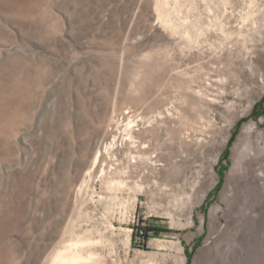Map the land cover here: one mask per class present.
I'll use <instances>...</instances> for the list:
<instances>
[{
  "label": "rangeland",
  "instance_id": "rangeland-1",
  "mask_svg": "<svg viewBox=\"0 0 264 264\" xmlns=\"http://www.w3.org/2000/svg\"><path fill=\"white\" fill-rule=\"evenodd\" d=\"M184 242L264 264V0H0V264Z\"/></svg>",
  "mask_w": 264,
  "mask_h": 264
},
{
  "label": "trees",
  "instance_id": "trees-1",
  "mask_svg": "<svg viewBox=\"0 0 264 264\" xmlns=\"http://www.w3.org/2000/svg\"><path fill=\"white\" fill-rule=\"evenodd\" d=\"M260 102H262V101H260ZM229 156H230L229 149H226L220 162L222 163L224 160L229 161ZM228 166H229V163L222 169L218 167L219 182H218L216 188L208 195V199L211 197V195H216L220 191V189L224 183L225 171L228 169ZM184 245H185V252H186V256H187V263L186 264H191L192 258H193V252L189 250V247L185 244V242H184ZM196 247H197V245L194 247V250L196 249Z\"/></svg>",
  "mask_w": 264,
  "mask_h": 264
},
{
  "label": "crops",
  "instance_id": "crops-1",
  "mask_svg": "<svg viewBox=\"0 0 264 264\" xmlns=\"http://www.w3.org/2000/svg\"><path fill=\"white\" fill-rule=\"evenodd\" d=\"M180 259H181V263H184V259L182 258V255L180 256ZM210 263H211V259H208L207 264H210Z\"/></svg>",
  "mask_w": 264,
  "mask_h": 264
}]
</instances>
